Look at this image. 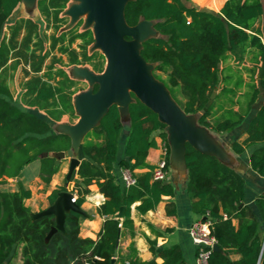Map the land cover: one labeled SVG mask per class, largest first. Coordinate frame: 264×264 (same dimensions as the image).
Listing matches in <instances>:
<instances>
[{
  "label": "trees",
  "instance_id": "16d2710c",
  "mask_svg": "<svg viewBox=\"0 0 264 264\" xmlns=\"http://www.w3.org/2000/svg\"><path fill=\"white\" fill-rule=\"evenodd\" d=\"M22 0H0V70L5 72L11 58L13 66L21 62L29 64L25 69L31 75L26 82L27 95L32 97L34 109L23 110L7 99L3 74L0 76V184L7 178H15L14 162L24 163L39 159L41 178L49 182L60 168L61 161L44 152L70 151L72 139L66 133L48 134L50 123L37 113L38 109H49L52 116L72 112L77 117L72 102L75 81L63 68L66 56L68 65H84L93 56L105 55L98 50L89 53L95 43L91 27L83 28L81 19L67 28L70 18L64 12L71 0H37L36 9L45 22L43 32L32 17L20 18L8 26L9 36L2 35L5 23L11 18ZM264 14L262 0H227L219 12L199 7L191 0H130L124 15L129 25L141 19L154 22L157 31L142 42L141 55L154 65V76L162 81L172 97L188 114H198V122L216 132H226L240 125L262 95V102L255 111L247 128V137L232 143V149L241 153L245 147L264 142V75L256 78L258 84L251 85L246 107L229 111L230 116L212 120L214 101L204 110L213 91L221 81V62L229 52H237L245 46L259 51L264 60V42L253 22ZM53 28L50 36L46 30ZM249 30L254 33L249 32ZM131 39L130 36H126ZM47 40L49 44L47 45ZM80 40L77 47L73 44ZM241 49V50H242ZM58 51L61 56L54 54ZM243 52V51H242ZM50 62L46 64V60ZM60 63L61 67L56 64ZM46 68L45 77L40 74ZM103 72V67H96ZM256 75V69L253 70ZM55 80V84L52 82ZM96 83L93 90L97 91ZM134 100L128 105L129 127L125 141V158L119 165L134 170L147 165L150 149L156 148L159 136L170 147L166 123L158 114L132 93ZM124 130L122 114L117 104H112L100 122L83 138L85 159L78 168L76 202L82 206L86 186L96 183L105 201L98 207L100 215L109 216L103 222L98 239L82 237L81 220L84 216L70 211L65 220V231L55 232L49 241L46 235L55 224L53 215H44L33 220L25 199L31 190L19 184L18 190L0 189V264H86L102 245L101 259L95 264H111L120 226L133 227L132 205L146 213L159 204L163 195H174V187L166 180H155L153 169L135 174L136 182L126 187L114 173L118 159L120 136ZM252 168L264 177V145L255 149L250 157ZM185 165L188 170V192L192 211L211 218V234L216 238L219 251H211L208 264H264V193L258 195L255 206L245 202V179L232 166L214 154L205 153L189 142L185 143ZM62 186L53 191L50 204ZM121 206H125L123 219L114 217ZM168 214L176 210L167 207ZM238 224L235 225L233 220ZM151 249L157 251L156 243L150 241ZM131 251L135 252L133 246ZM240 254L237 261L231 254ZM163 258L160 264H189L179 244L163 247L158 253ZM121 264H159L155 260L142 261L132 256Z\"/></svg>",
  "mask_w": 264,
  "mask_h": 264
},
{
  "label": "crops",
  "instance_id": "0c3cea01",
  "mask_svg": "<svg viewBox=\"0 0 264 264\" xmlns=\"http://www.w3.org/2000/svg\"><path fill=\"white\" fill-rule=\"evenodd\" d=\"M191 1L199 7L208 8L217 12H219L227 2V0ZM262 2L264 4V0H262ZM22 4L23 2H21L17 8H21ZM34 12H36L35 14L37 15L38 10L34 9ZM26 13L28 12L26 11ZM26 13L20 14L15 20H11V24L17 19L31 17ZM32 18L37 21L36 17L33 16ZM37 22L40 24L39 21ZM252 25L253 29L259 30V36L264 42V14L256 19ZM249 32L254 33L251 30H249ZM2 35L9 36V31ZM241 49L237 52H229L226 58L221 62V81L219 88L216 89L217 93L214 98L215 104L211 116L212 120L230 116L231 113L229 111H238L240 108L246 107L247 100L251 93V85L258 84L257 80L251 81L247 75L253 71V68L256 69V72L258 73V69L260 68L258 65H260V62L262 63L259 51L249 46H245L244 49ZM57 53L59 52L55 51L54 54ZM57 56H61V54L59 53ZM63 57L66 59L65 55H62V58ZM246 61L249 63L247 64ZM49 62L50 58L46 60V64ZM64 62L65 63L63 64H67V59L64 60ZM14 63L15 59L11 58L8 62L7 70L5 72L0 70V76L3 74V78L5 79V91L8 93V95L4 96L23 110H32L35 106L31 105L32 97L27 95L26 87V82L31 75L25 73V69L27 68L29 70L30 65H25L21 62L14 67ZM58 64L60 63H57L56 66L61 67V65L58 66ZM20 66L23 69V77L20 79V83L22 82L23 85L20 88H16L12 81ZM244 67L247 68V71L244 70ZM45 72L46 68L44 67L40 74L44 76V79H47L44 74ZM71 78L74 79V81L79 79H77V77ZM52 82L55 84V80ZM75 85L76 82L73 87H75ZM72 102L75 107V98L73 97ZM261 102L262 95L254 104V111L249 112L244 121L234 129L226 132H216L210 128L207 129L210 136L218 142L220 148L225 152V157L220 154L222 161L231 165L244 177L245 202L252 206H255L258 195L264 193V177L252 168L250 157L255 149L264 145V142L249 145L245 147V150L241 153H236L232 149V143L235 141H242L247 137V128L251 119L256 114L255 111L261 105ZM37 113L50 123L51 129L48 134L64 132L65 125H74L79 120V114L77 111L75 112L77 117H75L72 112H65L60 116H58V112H54L57 116H52L49 109L37 108ZM122 120L124 123V130L120 136L118 159L114 166V173L119 180L121 178V171L125 168L119 165V161L125 158V141L128 136L130 122L127 115L124 113L122 114ZM157 143L158 145L156 148L150 149L149 155L146 159L147 165L141 168H135L133 170L135 174L139 175L147 172L151 167L157 165L161 157L162 145L164 144L159 136H157ZM169 147V171L166 181L173 185L175 191L174 195H163L156 208L149 210L146 213H140L136 210V205L140 204L139 201L132 205L131 218L133 220V227L123 228L120 226V239L118 254L115 257V264H121V261L123 260L128 261L133 255L137 256L142 261L155 260L160 264L163 262V258L158 255L160 250L163 247L174 244H179L181 246L183 255L189 264L195 263L198 250L190 237L188 229L194 221L202 219L204 216L192 211L191 198L188 192V171L183 160L182 151L172 149L170 143ZM73 154V149L66 151V157L60 160V168L52 175L49 182H46L41 178V161L37 159L25 166L20 175L15 178H7L6 182L12 188H5L4 190H18L19 184H22L25 188L30 189L32 193L30 198L25 199V205L31 210V212H38L47 208L50 205V196L53 191L62 186H66V176L69 170L70 158ZM78 179L79 177L77 174V181ZM86 187L90 189V193L85 195V201L82 204V207L88 212L89 216L83 217L81 220L80 235L82 237H90L96 240L98 239L104 220L109 216L100 215L97 211L98 207L105 201V196L99 192L98 185L93 183ZM72 192L77 198L79 191L76 188V183ZM168 206H171L172 209L174 208L176 213L168 214ZM233 223L237 225L238 221L234 219ZM150 241L156 243V247L158 248L157 251L154 252L151 249ZM131 246L134 247L135 252L131 251ZM240 257V254H231V259L234 261L239 260Z\"/></svg>",
  "mask_w": 264,
  "mask_h": 264
},
{
  "label": "water",
  "instance_id": "95a60500",
  "mask_svg": "<svg viewBox=\"0 0 264 264\" xmlns=\"http://www.w3.org/2000/svg\"><path fill=\"white\" fill-rule=\"evenodd\" d=\"M29 3L30 6L36 5L37 0H22ZM130 0H81V3L69 8L64 12L76 18L78 15L88 12V20L92 23L95 43L101 49L107 59V66L101 74H95L89 69L75 67L74 71L80 78L89 77L94 84H98V90L92 89L80 92L75 96V108L79 114V120L74 125H65V131L61 133L68 134L72 139L73 156L70 158L69 170L66 176V189L59 191L56 199L47 208L31 212L33 220L44 215H53L55 224L46 235V241H49L52 235L57 231H65L66 216L70 211L77 212L84 217H88V212L76 202V197L72 192L74 181L77 178L78 168L85 159L83 149V138L85 134L96 126L103 115L112 104H117L121 114H126L128 119V105L134 100L132 93L143 103L158 114L160 121L166 123L168 140L172 149L181 150L185 162V143L189 142L198 150L214 154L221 159L225 157V152L220 148L218 142L213 139L208 127L198 122V114H188L170 94L165 84L158 80L152 70L154 65L147 62L141 55L142 42L151 36L157 34L154 28V22L149 19H141L135 25H129L126 22L124 11L126 4ZM73 25L71 22L69 26ZM130 36L131 39H127ZM264 75V60L258 69L257 77ZM93 84V86H94ZM129 86V99L124 103L108 102L106 100L118 87ZM132 92V93H131ZM131 93V94H130ZM216 90L212 92L204 110H207L216 96ZM83 100L86 105V112L80 111L79 100ZM103 107L92 122L90 121L95 114L96 109ZM53 155L58 160L66 157V151L44 152L42 156ZM222 160V159H221ZM224 162V161H223ZM226 163V162H225ZM228 164V163H227ZM186 166V165H185ZM231 166V165H230ZM187 169V168H186ZM188 171V170H187ZM80 184L86 187V184L80 181ZM125 206H121L119 211L114 214L115 218L124 217ZM204 216L203 219H207ZM120 239V229L116 240L114 257L111 264H115V257L118 254V245ZM100 244L98 250L89 264L101 259ZM214 251H219L218 243L213 246ZM29 264V261H27ZM78 264H81L80 262Z\"/></svg>",
  "mask_w": 264,
  "mask_h": 264
},
{
  "label": "rangeland",
  "instance_id": "374dc122",
  "mask_svg": "<svg viewBox=\"0 0 264 264\" xmlns=\"http://www.w3.org/2000/svg\"><path fill=\"white\" fill-rule=\"evenodd\" d=\"M23 2V4L21 5L22 7L21 8H17L16 9V11H14V13H13V15L11 16V18L5 23V25H4V27H3V33L2 34H6V33H8V31H9V29H8V26L11 24V20H15V18H18L19 16H20V14H23V13H26V11L28 12V13H26V14H29L31 17H36V19H37V21H39L40 22V30L43 32V30H44V28H45V22L42 20V18L40 17V15H39V12L37 13V15L35 14L36 12H34V9H36V5L34 4L33 6H30L29 5V3H26V2H24V1H22ZM81 3V0H71V6H74V5H78V4H80ZM20 12V13H19ZM22 12V13H21ZM17 16V17H16ZM67 16H69V18H70V22L72 23V24H75V23H77L80 19L82 20L81 21V26H80V28L81 27H85V28H89V27H91L92 28V23L88 20V14L87 13H83V14H80V15H78L76 18H73L71 15H69L68 13H67ZM70 24V23H69ZM69 25H67V26H64L63 25V28L64 27H68ZM46 32V34H47V36H50L51 35V33L53 32V28H51V29H49V30H46L45 31ZM48 42H49V40H47V45H48ZM80 42V40H77L74 44H73V46L74 47H77L78 46V43ZM95 50H98L99 52H102L101 51V49L100 48H98L96 45H91L90 47H89V53H92L93 51H95ZM58 52V51H57ZM103 53V52H102ZM57 55H59V53H57ZM64 58V57H63ZM64 60H66L65 58H64ZM248 61H249V59H248ZM247 62V61H246ZM250 62V61H249ZM249 62H247V64L249 63ZM261 62H260V65H258V67H260L261 66ZM251 65V64H250ZM58 66H60V64H58ZM64 67L63 68H65V70H66V72H67V74L69 75V76H71V77H77V79L78 80H76L75 82H76V85H75V87H73V89L75 90V92H74V95H73V98H75V96L77 95V94H79L80 92H83V91H88V90H90V89H92V87H93V82H92V79L91 78H89V77H84L83 79L82 78H80V77H78L77 75H76V73H75V71H74V69H75V67H79V68H83V69H89L91 72H93V73H95V74H101L100 72H98L97 70H95L96 69V67L98 68V67H103L104 69L106 68V66H107V59H106V57H102V56H93V58H92V60L90 61V62H88V63H86V64H84V65H79V66H74V65H68V64H64L63 65ZM247 68L246 67H244V70L245 71H247L246 70ZM252 70H254V68L252 69ZM23 73V69H22V67L20 66L18 69H17V73L15 74V77H13V84H15V86L14 87H16V88H20L23 84H22V82L20 83V79L23 77L22 74ZM255 73H254V71H251L247 76L249 77V79L251 80V81H256V78H257V76L256 75H254ZM74 80V79H73ZM132 93V92H131ZM130 93V94H131ZM30 162H32V161H30ZM30 162H27V163H24V165H23V167L19 170V165H20V163L21 162H14L13 163V165H12V168H11V170H12V172H15V173H18V175H20V173H21V171L24 169V167L25 166H27ZM17 175V176H18ZM76 181H77V178L75 179V181H74V185H75V183H76ZM5 188H12L11 186H9L8 185V183L7 182H3L1 185H0V189L2 190H4ZM15 263L16 264H19V263H21V258H17V259H15Z\"/></svg>",
  "mask_w": 264,
  "mask_h": 264
},
{
  "label": "built area",
  "instance_id": "2783aa9c",
  "mask_svg": "<svg viewBox=\"0 0 264 264\" xmlns=\"http://www.w3.org/2000/svg\"><path fill=\"white\" fill-rule=\"evenodd\" d=\"M168 155V148L165 144L162 145L161 157L157 165L153 169V178L155 180H166L168 177L169 165L166 156ZM122 184L126 187L136 182L134 172L129 168H123L121 171ZM211 218L199 219L194 221L188 231L190 237L197 247V257L194 264H208V259L213 250V246L217 243L216 238L211 234ZM86 264H89L88 262Z\"/></svg>",
  "mask_w": 264,
  "mask_h": 264
},
{
  "label": "bare ground",
  "instance_id": "6f19581e",
  "mask_svg": "<svg viewBox=\"0 0 264 264\" xmlns=\"http://www.w3.org/2000/svg\"><path fill=\"white\" fill-rule=\"evenodd\" d=\"M88 14V12H87ZM131 91V88L129 86H126L124 88L118 87L114 90V92L111 94V96L106 100V103L108 102H119V103H124L129 99V92ZM79 105H80V111L81 112H86V105L83 102V100H79ZM103 111V107H99L96 109V113L93 114V117L90 119V121L84 125H88L90 122L93 121V119Z\"/></svg>",
  "mask_w": 264,
  "mask_h": 264
}]
</instances>
